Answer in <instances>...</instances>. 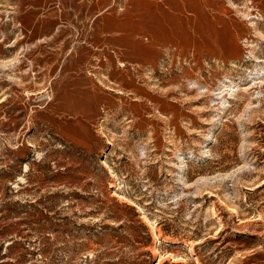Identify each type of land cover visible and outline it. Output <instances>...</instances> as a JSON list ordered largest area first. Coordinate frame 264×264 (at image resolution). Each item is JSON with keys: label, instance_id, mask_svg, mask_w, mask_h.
Masks as SVG:
<instances>
[{"label": "rangeland", "instance_id": "1", "mask_svg": "<svg viewBox=\"0 0 264 264\" xmlns=\"http://www.w3.org/2000/svg\"><path fill=\"white\" fill-rule=\"evenodd\" d=\"M0 264H264V0H0Z\"/></svg>", "mask_w": 264, "mask_h": 264}, {"label": "trees", "instance_id": "2", "mask_svg": "<svg viewBox=\"0 0 264 264\" xmlns=\"http://www.w3.org/2000/svg\"><path fill=\"white\" fill-rule=\"evenodd\" d=\"M139 227H140V228L142 227V229H146L145 225H143V224L139 225ZM145 232H146V236H147V238H148V240H149V234L147 233L146 230H145Z\"/></svg>", "mask_w": 264, "mask_h": 264}]
</instances>
